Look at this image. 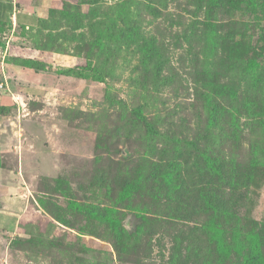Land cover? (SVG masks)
Wrapping results in <instances>:
<instances>
[{"label": "rangeland", "instance_id": "1", "mask_svg": "<svg viewBox=\"0 0 264 264\" xmlns=\"http://www.w3.org/2000/svg\"><path fill=\"white\" fill-rule=\"evenodd\" d=\"M12 2L0 264H242L256 234L264 252V0ZM90 60L104 81L62 73Z\"/></svg>", "mask_w": 264, "mask_h": 264}, {"label": "trees", "instance_id": "2", "mask_svg": "<svg viewBox=\"0 0 264 264\" xmlns=\"http://www.w3.org/2000/svg\"><path fill=\"white\" fill-rule=\"evenodd\" d=\"M9 1H13V0H9ZM19 6H20L19 3H17V7H19ZM118 10H119V6H118ZM128 14H130V13L129 12L124 13L122 15V17L125 18V16H128ZM4 25H6V21L0 19V30H3L2 28H4ZM114 28L115 27H113V31H114ZM98 33H99V35L90 43V45L93 46L94 48L95 47L96 48L101 47L103 45V43H104V41H103L104 40V35L105 34H109V33L111 34V31H108V29L107 30L104 29V30L98 31ZM26 62H27L28 65H30V67H32V68H34L36 70H41V69H43L45 67L43 62H41L40 60L34 59V58H28ZM62 73L66 74V75L81 77V78L93 77V78L97 79L98 81H104L103 74L101 73L99 68L96 65H94V63L91 60L88 61V63L85 64V65H81V66H78V67L66 69ZM136 111H137L136 115H138L139 118L143 119L144 121H147V119L144 116V114L142 113V111H140L138 109H136ZM148 126H149V130L151 132H155V129H154V127L151 124H149ZM74 206H75L74 208H76L77 210L81 211L86 216H92L94 214L90 210V208H88L86 206L80 207V205H77V204H75ZM254 242H255V244H254L253 250L249 251L246 254L242 264H264V252L261 249V245L259 244L260 241H259V235L258 234H256V238H255ZM239 250L240 249H236L235 251H237L239 253L240 252ZM238 256H240V254Z\"/></svg>", "mask_w": 264, "mask_h": 264}, {"label": "crops", "instance_id": "3", "mask_svg": "<svg viewBox=\"0 0 264 264\" xmlns=\"http://www.w3.org/2000/svg\"><path fill=\"white\" fill-rule=\"evenodd\" d=\"M0 9L1 10L5 9V11L7 10V12L10 10V15L7 19H11L10 16L12 15H14V17L15 16L19 17L21 16V13H23L22 10H20V8H17V5L15 3L9 0H0ZM0 19L5 20V18H2L1 16Z\"/></svg>", "mask_w": 264, "mask_h": 264}]
</instances>
